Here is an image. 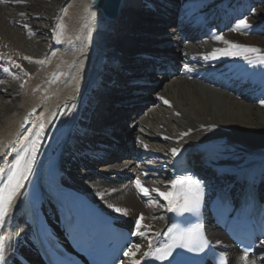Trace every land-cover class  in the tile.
<instances>
[{"label": "bare ground", "instance_id": "6f19581e", "mask_svg": "<svg viewBox=\"0 0 264 264\" xmlns=\"http://www.w3.org/2000/svg\"><path fill=\"white\" fill-rule=\"evenodd\" d=\"M107 1L112 21L104 20L109 24L100 28L97 23L104 18L88 8L89 0H0V162L21 145L32 124L48 122L55 105L72 99L67 83L71 81L73 91L82 84L78 105H88L65 150V181L125 226H133L143 213L145 236L133 243L141 245L139 259L170 214L167 202L152 190H172L173 162L184 150H192L203 168H215L214 174L223 179H235L245 166L264 165V65L256 60L264 55V38L257 31L264 29V11L250 8L255 0H123L116 9L120 0ZM204 16L218 18L216 31L203 41L183 44L180 30H189ZM240 19L250 28L233 30ZM136 21L138 27H133ZM226 22L231 26L218 33ZM216 35L224 40H215ZM233 43L260 49L254 63L233 57L203 59ZM97 55L105 56L103 70L94 61ZM186 62L195 74L172 75L170 83H164L168 72L154 76ZM213 69L217 72L208 79L221 85L230 80L228 90L196 78ZM219 74L222 78L216 79ZM173 148L182 151L173 156ZM134 153L142 161H133ZM137 178L149 197L137 190ZM109 204L127 214L116 213ZM209 232L225 246L230 264H244L243 255L220 231L209 227ZM30 236L22 213L16 212L8 242L9 258L15 256L11 264H21V257L39 261ZM247 259L248 264H264L263 254ZM124 263L130 264L127 257Z\"/></svg>", "mask_w": 264, "mask_h": 264}, {"label": "snow or ice", "instance_id": "6c2138e0", "mask_svg": "<svg viewBox=\"0 0 264 264\" xmlns=\"http://www.w3.org/2000/svg\"><path fill=\"white\" fill-rule=\"evenodd\" d=\"M15 2L22 3L23 0H15ZM20 15L24 16L25 13L21 12ZM24 27L28 28L29 25L25 24ZM241 28H250V25L245 19H240L236 28L233 30H240ZM214 39L217 41H223L224 37L222 35H216ZM224 42L226 44L228 43L227 41ZM259 52L260 49L258 48L233 43L231 47L215 49L211 54L205 55L203 59L205 61H211L221 57H233L242 58L249 63H254L252 57ZM25 59L31 58L25 57ZM256 60H258L259 65H264V55L257 56ZM37 62L43 63V61ZM17 67H19V65H17ZM4 71H8V69H4ZM164 103L168 104L169 102L165 100ZM262 103H264V101H262ZM72 107L74 108L75 106L73 105ZM46 132L47 129L44 125H41L39 130L35 133H31V130H29V134L32 138L29 139V135H25L24 140L28 142L26 144L22 142V147L19 152L15 154L14 159L6 168L0 167V230L5 226L13 202L18 195L23 194L21 190L25 189L28 184L32 183V178L37 171L35 165L38 161L39 150L43 147L42 142L45 139ZM181 151V149L173 148L171 154L177 156ZM134 184L144 197L150 196L149 189L143 186L142 181L139 178L135 179ZM171 189L172 190L170 191L153 189L152 192H155L158 198L162 197L163 200L167 202V210L177 216L183 217L185 214L199 213L205 200L206 182L194 178L192 175L176 176L171 182ZM99 195L102 199L103 194L100 193ZM52 196L56 200L57 213L60 222L64 225L65 229H67V232L69 234L81 233L83 230V220L78 198L71 194L63 193L62 189L59 187L52 190ZM107 207L113 209L116 213L122 215L127 214L124 209L114 207L111 204L107 205ZM246 210H250V205L246 204L242 206L241 209L236 210L231 206L230 202H225V213L230 214L233 211L237 212V215L233 217L234 219H239ZM143 219L144 216L143 213H141L135 220V231L132 232L131 235L139 237L145 236V232L141 231ZM33 226L36 231L31 237L32 242L39 245L42 239L43 242L49 246L48 251L52 257L49 264H76V262L70 257L61 259L57 256L56 251L52 250L60 249V245L56 242V238L49 230L46 217L44 216L42 209L39 207L35 211V221ZM202 228L203 225L199 222L189 227H180L178 224L173 223L167 228L166 232H164V235L168 237V242L166 244L160 247H154L152 240L149 239L148 251L143 252L139 259H136L135 257L136 252L141 248L140 244L129 246L127 250L123 251V256L129 259L130 264H141V261L148 259L169 261V264H183L184 260L187 259L185 253L199 254L203 253L206 248L210 247L209 241L202 233ZM156 235L159 236L160 233H156ZM262 235H264V233H262ZM66 238L68 237L66 236ZM6 239L8 238L0 235V264H7L5 257ZM260 243L261 246L264 247V240H261ZM253 248L254 245H250L243 250L242 259L244 260V264H248L247 258ZM174 252L176 253L175 257H173ZM169 258L173 259L170 260ZM20 261L21 264H23V257L20 258ZM120 264H124L122 259ZM251 264H255V261H252Z\"/></svg>", "mask_w": 264, "mask_h": 264}, {"label": "rangeland", "instance_id": "374dc122", "mask_svg": "<svg viewBox=\"0 0 264 264\" xmlns=\"http://www.w3.org/2000/svg\"><path fill=\"white\" fill-rule=\"evenodd\" d=\"M256 1H258V0H255V1H251V2H250V4H251V5H250V8H253V7L255 8V6H256L255 2H256ZM256 9H259V10L263 9V11H264V0H259V5H258V8H256ZM262 19H263V18H259L258 21H260V20H262ZM137 22H138V21H136V22L133 24V27H135V26L138 27V23H137ZM261 22H263V21H261ZM263 25H264V24H263ZM257 31H260V32H259V35H260L261 37L264 38V29H261V28H260V29H258ZM165 73H166V71H165V72L163 71V72H162V75H158V74H157V75H154V76L157 77V78H159V77L162 78V77L165 76ZM159 74H160V73H159ZM150 77H151V75H150ZM168 77H170V76L168 75ZM157 78H156V79H157ZM170 78H171V77H170ZM170 78H169L168 80L164 81V83H166V82H167V83H170V82H171V79H170ZM148 79H149V77H148ZM154 79H155V78L153 77L151 81H155ZM162 81H163V79L160 80V82H162ZM153 107H154V106H153ZM98 140L100 141V139H98ZM102 154L104 155V153H102ZM98 167H100V165H98L97 168H98ZM263 255H264V253H263Z\"/></svg>", "mask_w": 264, "mask_h": 264}, {"label": "water", "instance_id": "95a60500", "mask_svg": "<svg viewBox=\"0 0 264 264\" xmlns=\"http://www.w3.org/2000/svg\"><path fill=\"white\" fill-rule=\"evenodd\" d=\"M120 3H121V2H119V3L117 4V7H118V5H119ZM117 7H116V5H115L114 9H116Z\"/></svg>", "mask_w": 264, "mask_h": 264}]
</instances>
